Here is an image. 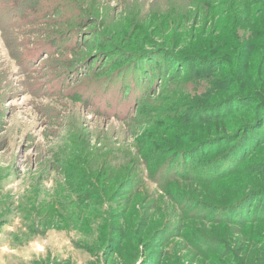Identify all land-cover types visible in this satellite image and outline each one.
Here are the masks:
<instances>
[{
    "label": "rangeland",
    "instance_id": "rangeland-1",
    "mask_svg": "<svg viewBox=\"0 0 264 264\" xmlns=\"http://www.w3.org/2000/svg\"><path fill=\"white\" fill-rule=\"evenodd\" d=\"M261 14L0 0V264H264Z\"/></svg>",
    "mask_w": 264,
    "mask_h": 264
},
{
    "label": "trees",
    "instance_id": "trees-1",
    "mask_svg": "<svg viewBox=\"0 0 264 264\" xmlns=\"http://www.w3.org/2000/svg\"><path fill=\"white\" fill-rule=\"evenodd\" d=\"M250 5H252V11H255V10L260 11L264 15V0H261V1L260 0H247V6L249 7ZM221 16H222V14H221ZM261 20H263V22H264V16H262ZM258 25H260V24H259L258 20H256V26H258ZM259 34H260V37H262V38H260V40L264 39V34L263 33H259ZM254 36L257 37L259 35H257V33L255 32ZM246 47H247V49H250L253 52V54H255L254 53L255 51H257V53L262 52L261 53L262 59H264V44L262 45V47H257L254 43H252L251 45H248ZM245 54L247 55L248 53H245ZM248 55H250V54H248ZM242 59H245V57H243ZM244 62H246V60ZM222 63L226 64L225 61L224 62L222 61ZM236 64L237 65L243 64V62L238 61ZM262 64H264V62H262ZM246 65L247 64L245 63L244 66H246ZM234 69L238 73L239 71L243 70L244 68L239 70V66H236ZM238 75H239V78L243 77L241 74H238ZM238 75H237V77H238ZM239 90H241V89L239 88ZM263 107H264V105L259 104L255 108V110H254L255 114H254L253 120H252L253 123H251V125L249 127H247V129H246L247 132H250L251 136L246 137L245 140H243V141L240 140L239 136L238 137L228 136V137H225V139H224L226 142H229V146H232L234 149H236L237 146L240 148H244V149L246 148V150L244 151L245 156L243 158L241 157L242 160L239 162L238 165H242L243 163H245V161H246L245 159L249 158L250 155L253 154L255 151H258L259 146L264 143V131H263L264 127L262 128V125H261V127H258V125H256L259 123V121H262V119L264 118V111H263L264 109H262ZM259 112H263V114L261 115L262 117H260V118H259ZM254 125L256 128L255 130L253 129ZM260 142H262V143H260ZM225 153H227V152H225ZM225 153H223V154H225ZM220 157H221V155H220ZM238 160H240V159H238ZM238 165L235 166V168L233 169V171L231 173L238 172L241 169L240 167H238ZM255 197H258V195H256Z\"/></svg>",
    "mask_w": 264,
    "mask_h": 264
}]
</instances>
